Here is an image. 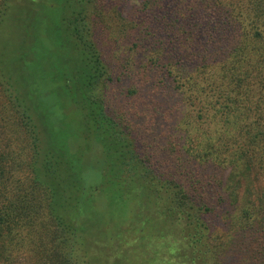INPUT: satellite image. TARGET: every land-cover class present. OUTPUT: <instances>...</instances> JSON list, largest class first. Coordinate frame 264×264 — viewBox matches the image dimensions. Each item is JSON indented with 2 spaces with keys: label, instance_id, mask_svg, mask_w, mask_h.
<instances>
[{
  "label": "trees",
  "instance_id": "16d2710c",
  "mask_svg": "<svg viewBox=\"0 0 264 264\" xmlns=\"http://www.w3.org/2000/svg\"><path fill=\"white\" fill-rule=\"evenodd\" d=\"M114 1L0 0L2 106L27 144L31 186L0 206V246L33 229L26 264H125L132 244V258L157 264H219L224 244L238 264L237 226L264 230L242 203L251 164L264 179V0H134L141 9L106 24L122 20L121 40L129 35L118 66L93 39V19ZM40 6L59 11L53 28L29 16ZM74 133L93 137L104 182H82L68 147L90 145ZM108 185L128 219L102 224L114 228L104 243L92 195ZM227 205L236 212L221 229Z\"/></svg>",
  "mask_w": 264,
  "mask_h": 264
},
{
  "label": "rangeland",
  "instance_id": "374dc122",
  "mask_svg": "<svg viewBox=\"0 0 264 264\" xmlns=\"http://www.w3.org/2000/svg\"><path fill=\"white\" fill-rule=\"evenodd\" d=\"M57 1V0H56ZM61 1V0H59ZM137 1L130 0V1H114L112 5L108 6L105 4V17L101 16V18H95L93 19V39H95L97 43V47L99 51L101 52L103 59L107 63V58L112 59L115 64H119L121 61V46L125 43H128V37L127 35L124 39L121 40L123 37L122 32L119 30L121 29L122 20L119 21V19L115 16L114 18L118 19V30H112L110 27H108L106 24L110 20V16L116 12V11H123L126 12V9L133 7L138 11V9H141L139 7V3L137 4ZM109 9V10H108ZM108 10V12H107ZM143 11V10H142ZM108 19H107V15ZM28 16V15H27ZM29 16H34L35 20L38 23V26L40 29L46 30V28L49 26L50 28L54 27V23L58 21L59 19V11L53 10L52 12L47 10L46 8H42L41 6L36 10V13H31ZM135 16H138L135 14ZM134 16V17H135ZM133 17V18H134ZM138 23H140V18L136 20ZM124 25V21L122 26ZM13 26V25H12ZM9 28V25L6 24L3 28L4 30H7ZM137 28L136 27L134 29ZM6 33V32H4ZM10 34L5 35L3 38L9 40ZM11 38V37H10ZM142 54L138 56V58L141 57ZM121 66V64H120ZM114 73V79L115 77L119 78V81L121 82L125 77L120 76V71L115 68L113 70ZM126 89H122V94L125 93ZM119 92L116 94L118 96ZM122 96L119 94V98ZM3 100L1 99V92H0V164L3 165L2 168H0V206L7 204L10 200V197L19 194V192H23V194H27V191L31 190L30 186V173L27 168L25 160L27 159L28 155V148L27 144H25L22 139H20L15 127V122L11 120L7 114L6 111H4V107L2 106ZM121 102V101H120ZM119 102V107L120 105ZM5 104V103H4ZM124 109V108H123ZM125 110V109H124ZM77 134V133H74ZM78 135V134H77ZM82 143H87L90 145V148L86 151L78 148L75 144L69 145V153L73 156H75L77 161V167L81 169V176L84 178L82 182L86 184L87 187L91 186L92 184L96 182H104L103 178L101 176V172L97 176V173L99 170L101 171L104 163H103V154H101L100 151L94 149L93 145V137L92 136H86V134L83 133V136L81 137ZM77 147V148H75ZM79 153V154H78ZM250 167H252V179L251 184L253 186V190L251 191V194L249 195V198L243 201L242 203L250 205L251 209L254 210V217L259 219L264 217V179L261 175V171L257 168L255 164H251ZM224 168V167H223ZM225 174L223 175L222 179L227 175L228 168L223 169ZM109 186V185H108ZM238 190L240 193L244 191V182L242 181L240 184H238ZM116 191L113 187L109 186L106 189L105 194H95L93 196V200L95 203L98 204V210L100 214H96L95 218L97 220L101 221L102 224H106L107 222H121L126 221L128 218L126 217L127 210H125V206L122 203H119V201H115L113 196L115 195ZM40 194V193H39ZM37 200L43 199L42 195L37 196ZM37 201H33L31 203L34 204H43L44 201H40V203H36ZM111 206V208H108V206ZM231 205V204H230ZM119 207V211H121L123 214V217L118 218V210H115L112 212L115 208ZM233 207V206H232ZM223 208V207H222ZM234 208V207H233ZM233 208L230 209V207L227 205L222 209L220 212V217L222 219V222L218 223L217 225L221 227V229L227 228V223H232V217L234 212ZM235 210V209H234ZM110 212V213H109ZM257 212V215H256ZM104 216H103V215ZM252 215V214H251ZM103 229L96 232L98 234L99 239L103 241L104 243L108 242L107 240H103L106 238L107 235H109L112 231L111 229H114L113 227L104 226ZM238 229H240V234L242 237L241 246L239 247L241 250L244 251H238L237 258L239 263L238 264H264V230L263 229H242V225L239 224ZM33 229H22V232H19V234H15L16 239L12 242L5 241V249L0 246V264H26V262L29 260V253L28 249L30 248V242L28 238H31V233ZM237 230V229H236ZM25 238L26 240H23ZM98 240V239H96ZM27 241V242H26ZM130 241V240H128ZM110 245V243H109ZM218 248L216 249L215 253V259L211 261L214 262L216 259L220 260L219 264H228V259L225 258L224 255L225 246L222 244L217 245ZM136 248V249H134ZM140 244H132V247L130 249H127L125 251V254L127 251L130 250V257L129 260L124 262L125 264H157V261H154V256H141L140 253L138 255V258H132L134 256V252L140 251ZM124 254V253H122ZM124 254V256H125ZM223 256H222V255ZM148 257V258H147ZM153 259V260H152ZM167 258L163 257L159 260L160 264L166 263L165 261Z\"/></svg>",
  "mask_w": 264,
  "mask_h": 264
}]
</instances>
